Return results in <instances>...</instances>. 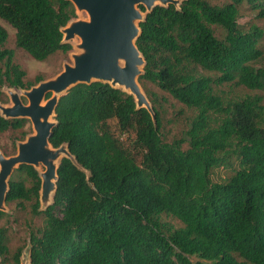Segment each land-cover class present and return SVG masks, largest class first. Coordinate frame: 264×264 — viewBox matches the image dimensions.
I'll return each mask as SVG.
<instances>
[{
  "label": "trees",
  "instance_id": "obj_1",
  "mask_svg": "<svg viewBox=\"0 0 264 264\" xmlns=\"http://www.w3.org/2000/svg\"><path fill=\"white\" fill-rule=\"evenodd\" d=\"M245 3L264 17V0H182L149 12L140 5L139 81L155 120L133 94L108 82L78 83L60 96L49 140L66 143L77 163L61 159L44 210L33 165L22 164V176L9 180L6 201L28 202L45 217L30 231L31 264H264V97L226 98L217 88L227 82L264 90V64L257 63L264 29H243ZM76 16L70 0H0L17 46L40 61L72 50L62 29ZM7 37L0 24V100L4 85L29 89L44 80L26 79L4 46ZM147 83L191 110L179 137L164 134L160 95ZM28 122L0 112V131ZM127 132L137 152L122 142ZM219 167L233 174L214 180ZM6 238L0 228L1 264H20L23 247L11 252Z\"/></svg>",
  "mask_w": 264,
  "mask_h": 264
},
{
  "label": "water",
  "instance_id": "obj_2",
  "mask_svg": "<svg viewBox=\"0 0 264 264\" xmlns=\"http://www.w3.org/2000/svg\"><path fill=\"white\" fill-rule=\"evenodd\" d=\"M70 1L76 11L84 10L89 14V19H72L62 29L65 42H69L68 40L76 35L81 38V43L78 44L80 52L73 54L74 62L65 64L63 71L56 77L42 80L25 90L28 103H24L18 93L11 92L12 104L2 107L1 114L6 118H30L35 133L18 144L16 154L6 156L0 153V210L5 209L9 180L15 168L22 164L33 165L37 170L40 164L45 166V171L40 173V202L46 209L50 194L54 193L57 187L59 164L56 159L59 153L65 151V156L77 163L66 143L54 147L49 140L57 123L50 121L49 116L56 115L60 96L71 87L78 83L108 82L113 87L133 94L137 106L146 107L155 120L153 106L139 83L145 58L136 45V39L141 32L139 22L146 14L140 5L145 6L149 12L156 5H177L179 0ZM51 92L53 95L48 98ZM46 98L47 101L42 103ZM20 264H31L30 252L27 258L21 257Z\"/></svg>",
  "mask_w": 264,
  "mask_h": 264
},
{
  "label": "rangeland",
  "instance_id": "obj_3",
  "mask_svg": "<svg viewBox=\"0 0 264 264\" xmlns=\"http://www.w3.org/2000/svg\"><path fill=\"white\" fill-rule=\"evenodd\" d=\"M182 0L177 2L179 6ZM217 2L218 0H213ZM139 8V7H138ZM240 18L239 23L243 29H249L252 24H257L264 29V17L259 15L258 8H252L249 4L245 3L241 6L240 9ZM143 12V11H142ZM144 13V12H143ZM87 20L89 19V14L82 10H77V16L73 20ZM0 24L3 25L8 32V37L5 42V47L13 49L15 53V61L18 62L23 69L26 70V79L35 80L37 75H41L44 80L51 79L56 77L61 71H63L65 64H72L74 62L73 54L80 52L78 44L81 43V38L76 35L75 37L69 39L68 41L73 45L72 50L64 54L62 52H57L46 60L40 61L33 58L24 48L18 47L16 44V30L15 28L7 21L0 17ZM259 46L263 51L262 58L257 62L258 64H264V35L259 41ZM144 94L147 96L143 84L139 81ZM38 83H36L37 85ZM148 88L155 90L160 95L159 102L163 105V131L168 140H171L174 137H179L184 132L183 130L187 128L189 123V118L192 115V112L184 104L177 101L171 97L166 92L155 88L152 84L147 83ZM220 90V93L223 94L226 98H238L242 97L247 93H259L264 97V90H252L244 86H238L233 83H224L217 87ZM28 89H21L17 87H10L4 85L2 87L3 95L0 100V112H2L3 106H9L12 104L11 92H16L21 97L24 103H28L29 100L24 94V91ZM53 92H51V97ZM60 95V94H59ZM48 97V98H49ZM149 100V98H148ZM47 98L43 100L42 103H45ZM29 122L24 128L21 129H8L6 131H0V151L6 156L14 155L18 152V144L22 141H25L30 134L35 133V129L30 118H27ZM50 121H56L55 115L51 114L49 116ZM114 128L116 127L113 123ZM119 135V131H115ZM133 133L127 132L121 135V140L125 146L131 148V150L136 151L133 147ZM65 151L59 153L56 163L59 164L63 156H65ZM19 168V167H18ZM13 171L14 178H19V173L22 176L21 172H18L17 169ZM45 166L39 168V173L45 171ZM233 174L231 168L219 167L213 170L212 178L214 180H225L227 177ZM54 193L51 192L50 199L48 204L53 202ZM5 209L3 215L0 216V228H3L6 231V244L10 251H14L19 246L23 247L22 258L25 259L28 257L30 252V231L33 228L41 227L44 224V215L40 214L35 216L32 213L31 207L28 202H25L24 205H21L18 201L8 202L5 201ZM40 209L44 210L45 206H42L40 202ZM165 220L174 222L176 224L177 220L171 217H165ZM198 258L192 257L193 261H196ZM1 264V257H0Z\"/></svg>",
  "mask_w": 264,
  "mask_h": 264
},
{
  "label": "bare ground",
  "instance_id": "obj_4",
  "mask_svg": "<svg viewBox=\"0 0 264 264\" xmlns=\"http://www.w3.org/2000/svg\"><path fill=\"white\" fill-rule=\"evenodd\" d=\"M122 87H124V86H122ZM0 153H1V151H0ZM41 167H42V164H40V166H38V168H40V169H41Z\"/></svg>",
  "mask_w": 264,
  "mask_h": 264
}]
</instances>
